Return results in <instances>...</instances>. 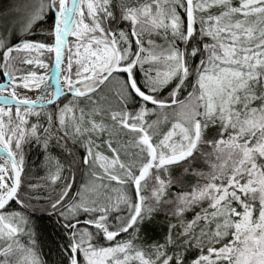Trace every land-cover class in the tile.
<instances>
[{
    "label": "snow or ice",
    "instance_id": "snow-or-ice-1",
    "mask_svg": "<svg viewBox=\"0 0 264 264\" xmlns=\"http://www.w3.org/2000/svg\"><path fill=\"white\" fill-rule=\"evenodd\" d=\"M3 19L0 264H264V0Z\"/></svg>",
    "mask_w": 264,
    "mask_h": 264
},
{
    "label": "rangeland",
    "instance_id": "rangeland-1",
    "mask_svg": "<svg viewBox=\"0 0 264 264\" xmlns=\"http://www.w3.org/2000/svg\"><path fill=\"white\" fill-rule=\"evenodd\" d=\"M20 2H22V0H12V1L7 2L4 5L0 2V30L3 29V26L5 24V20L3 19L4 15L6 13H9L12 10L13 6ZM17 18L18 17L14 15H10L8 17V22L11 23L12 20L17 19Z\"/></svg>",
    "mask_w": 264,
    "mask_h": 264
},
{
    "label": "trees",
    "instance_id": "trees-1",
    "mask_svg": "<svg viewBox=\"0 0 264 264\" xmlns=\"http://www.w3.org/2000/svg\"><path fill=\"white\" fill-rule=\"evenodd\" d=\"M9 1H12V0H0V2H1L3 5L6 4V3L9 2ZM36 31L38 32V31H40V29L37 28ZM166 130H167L166 128L163 129V131H166ZM33 159H35V157H33ZM38 223H39V221H38ZM45 223H47V222L45 221ZM149 234H151V229L149 230ZM41 238H42V240L45 241V243L41 245V250H42V253L45 254V255H44V258L47 259V258H48L47 253H48V251H49L48 246H47V238H46V236H43V235H42Z\"/></svg>",
    "mask_w": 264,
    "mask_h": 264
}]
</instances>
